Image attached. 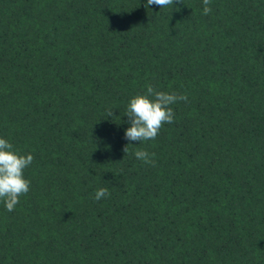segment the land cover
<instances>
[{"label":"trees","instance_id":"16d2710c","mask_svg":"<svg viewBox=\"0 0 264 264\" xmlns=\"http://www.w3.org/2000/svg\"><path fill=\"white\" fill-rule=\"evenodd\" d=\"M183 2L0 0V138L34 157L0 264H264V0ZM148 84L187 102L130 142Z\"/></svg>","mask_w":264,"mask_h":264},{"label":"clouds","instance_id":"9594fccd","mask_svg":"<svg viewBox=\"0 0 264 264\" xmlns=\"http://www.w3.org/2000/svg\"><path fill=\"white\" fill-rule=\"evenodd\" d=\"M183 3V0H147L145 7L156 5L161 9ZM202 3L203 14L209 15L212 12L211 0H202ZM145 87L146 92L133 96L126 109L130 127L125 130L124 136L130 142L155 140L164 124L173 123L175 120L171 105L180 101L187 102L186 94L160 91L151 84ZM108 115H113V112L109 111ZM128 145L123 149L125 153L128 152ZM134 156L145 164L155 166V153L137 150ZM33 160L32 154H19L8 140L0 138V201L9 212L15 209L20 197L30 191L31 181L24 177V170L33 163ZM109 196L108 189L102 187L95 192L94 199L100 201Z\"/></svg>","mask_w":264,"mask_h":264}]
</instances>
